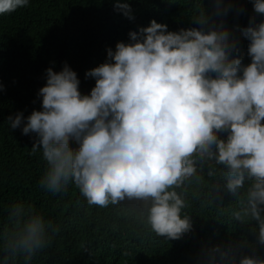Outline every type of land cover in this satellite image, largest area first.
Here are the masks:
<instances>
[{
	"label": "clouds",
	"instance_id": "obj_1",
	"mask_svg": "<svg viewBox=\"0 0 264 264\" xmlns=\"http://www.w3.org/2000/svg\"><path fill=\"white\" fill-rule=\"evenodd\" d=\"M29 2L0 0V14ZM253 7L264 14V0H253ZM232 9L231 2L213 0L211 14L195 15L199 28L168 31L153 19L130 31L129 42L109 47L105 62L85 73L95 79L88 95L67 62L59 72L46 69L37 93L42 110L7 118L24 135L37 134L31 153L42 152L46 161L40 186L56 194L73 182L89 204L103 208L138 201L156 236L179 239L193 228L183 189L204 179L198 162L207 163V175H219L217 184L233 195L251 181L229 216L258 221L264 245V19L236 26L249 41L252 62L245 66L233 56L238 39L225 26ZM114 10L135 19L127 0H115ZM222 130H229L226 140L218 138ZM59 230L30 205L12 203L0 233V264H33ZM211 252L214 261L217 254L228 258L219 245ZM231 264L264 259L242 255Z\"/></svg>",
	"mask_w": 264,
	"mask_h": 264
},
{
	"label": "trees",
	"instance_id": "obj_2",
	"mask_svg": "<svg viewBox=\"0 0 264 264\" xmlns=\"http://www.w3.org/2000/svg\"><path fill=\"white\" fill-rule=\"evenodd\" d=\"M127 2L134 20L114 10L115 0H30L25 7L0 14V84L5 88L0 91V233L7 225L8 206L22 202L60 229L33 264H231L233 257L253 254L264 259L258 221L229 216L251 181L233 195L223 183L217 184L219 175H207V163L198 162V174L204 179L193 178L183 189L188 203L184 212L193 228L179 239L156 236L142 217L138 201L126 199L103 208L89 204L73 182L56 194L40 186L46 161L42 152L31 153L37 134L24 135L22 127L11 128L7 118L42 110L37 93L46 84V69L59 72L67 62L78 74L81 93L88 95L95 79L86 78L85 73L105 62L109 47L115 50L118 41L129 42L130 31L149 26L153 19L167 24L168 31L199 28L194 19L198 10L213 12V0ZM225 2L233 4L225 18V26L238 39L239 51L233 56L247 66L252 62L249 41L236 26L248 27L253 18L260 22L264 14L255 12L253 0ZM237 8L243 11L237 14ZM228 134L229 130H222L217 135L226 140ZM70 144L77 147L74 141ZM217 245L228 252L227 259L221 260L219 254L215 261L211 259Z\"/></svg>",
	"mask_w": 264,
	"mask_h": 264
}]
</instances>
